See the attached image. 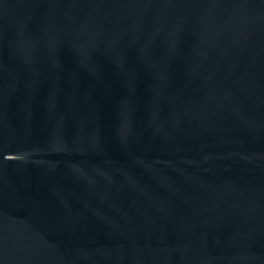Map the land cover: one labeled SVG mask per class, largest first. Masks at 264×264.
I'll return each mask as SVG.
<instances>
[{
  "label": "water",
  "instance_id": "95a60500",
  "mask_svg": "<svg viewBox=\"0 0 264 264\" xmlns=\"http://www.w3.org/2000/svg\"><path fill=\"white\" fill-rule=\"evenodd\" d=\"M0 264H264V0H0Z\"/></svg>",
  "mask_w": 264,
  "mask_h": 264
}]
</instances>
